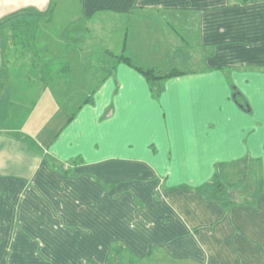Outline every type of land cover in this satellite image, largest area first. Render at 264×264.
I'll list each match as a JSON object with an SVG mask.
<instances>
[{"label": "crops", "instance_id": "0c3cea01", "mask_svg": "<svg viewBox=\"0 0 264 264\" xmlns=\"http://www.w3.org/2000/svg\"><path fill=\"white\" fill-rule=\"evenodd\" d=\"M53 6L0 0V264H106L114 244L150 264H264V0H81L61 20ZM100 13L127 14L157 52L134 63L126 41L133 65L104 49L97 66ZM24 20L36 32H10ZM182 56L202 67L170 69ZM140 67L183 74L153 85ZM91 80L90 102L30 129L45 90L57 104Z\"/></svg>", "mask_w": 264, "mask_h": 264}, {"label": "rangeland", "instance_id": "374dc122", "mask_svg": "<svg viewBox=\"0 0 264 264\" xmlns=\"http://www.w3.org/2000/svg\"><path fill=\"white\" fill-rule=\"evenodd\" d=\"M53 9L54 11L52 13V16L58 17L60 20V17L62 15L65 16V19H75L76 17H78V15L80 16L81 0H54ZM69 21L70 20H67V22ZM89 26L92 29L91 38L95 40L94 46L96 51L94 54L95 61L93 60V62L97 64V66L99 65L101 67L102 65H105L104 61H106V63L109 62V60L113 61L112 59L108 58L110 57L109 55H105L103 57L104 49H110L112 53L116 55H121L124 53L125 55L129 56L130 51L128 49L126 51H123L124 43L126 41L128 44V48L132 49L131 44L133 43L136 45L135 47L138 48V51L133 48L136 57L130 56L132 57L134 63H136L138 56L144 54V52H157L158 46L155 43L140 41L141 39L150 36L152 32L148 29H145L144 31H141L140 29H132V26L130 25V19L128 18L127 14L116 16V14L111 13H100L96 18L90 20ZM132 38L135 39V42H133ZM196 45L197 44L195 39H191L190 41H188V44L184 45L185 47L182 46V49L185 53L191 52V54H194L193 52H198V46ZM77 51L81 53L79 54V56L82 55L80 57L82 59L84 58L83 60L85 65L83 66V68L85 71L83 72V74H88V64L89 62H91L90 60L93 59V56H91L90 54H86V51L82 47H79ZM171 60L172 59H169L168 62ZM166 61L167 60H165L164 62ZM167 67L166 63H164L161 64L158 70L164 73L165 71H169ZM201 67L202 64H200L199 61L196 60L194 63H192L189 57L182 56L178 59V62L176 64L171 66L170 69L178 68L187 70L191 68L199 69ZM70 84L71 83H69V85ZM96 84L97 81L93 80L86 82V84L82 85V87H80L77 92L74 88H71L70 90H68L69 88H67L68 94L69 92H71L72 94L73 90H75L77 96H74V93L72 95L66 94V96L60 97L58 99L57 104L55 98L59 95H53V90L51 91L50 88L45 90L40 98L39 108L37 109L41 111L38 114H33L34 119L30 121V129L37 131L38 129L42 128L48 122V120L53 117L55 111L60 108L73 109L77 107L76 103L85 100V98L92 93L91 86H94ZM59 92L60 90L58 89V93ZM69 101H74V105L69 104ZM119 246V244L113 245V248L116 247V250H112V254H117V247ZM149 262L150 261L148 259L141 258L131 250L127 249L123 250V253L120 254L119 257L116 256L115 258L112 257L111 259L109 257L106 264H150Z\"/></svg>", "mask_w": 264, "mask_h": 264}, {"label": "trees", "instance_id": "16d2710c", "mask_svg": "<svg viewBox=\"0 0 264 264\" xmlns=\"http://www.w3.org/2000/svg\"><path fill=\"white\" fill-rule=\"evenodd\" d=\"M246 1H249V0H246ZM29 13H31L30 10H23V11H20V12H16V13L12 14L9 17V20L11 18H12V20H14V19H21V18L25 17L26 15H29ZM33 25L35 26V32H36V23L35 22L33 23L32 21H28L27 22L25 20L24 21H20V22L17 21V23H13V24L9 25V27H10L9 29H10V32H13L15 35H17V33L23 34V33L32 31L33 30V27H34ZM80 28H81L80 25L73 27V29H75V30L76 29L77 30H80ZM114 61H115V65H118L119 63H123V62L124 63H127V64H130V65H133L134 64L132 62V59L129 56L125 55L124 53L121 54V55H116ZM114 68H115V66H113V69ZM139 69H140V71L142 73L145 74V76L148 78L149 81L152 82L153 85H155L156 82L159 81V80H164V79H167V78L176 76V75L183 74V72H180L178 70H173L172 72H169L167 74H160V73H158L157 69H155V68L145 69V68L140 67ZM4 72H5V68L0 66V77H1V74L2 75L4 74ZM92 93L88 97V100H86V101L90 102L92 100ZM238 95H240V93L239 92H236L235 93V96H236L235 98H236L237 102L240 104V106H242L243 110L250 112L251 111V108H250L248 102L247 101H245L243 103L240 102V99H239ZM76 113H77L76 111L73 113L74 116H72V118L75 117ZM217 186L218 187L219 186L221 187L223 185H219V182H218ZM217 186H214V187H217ZM114 250H116V249H114ZM123 250H124L123 248H117V254L116 255L112 254L110 256V259L112 257L115 258L116 256L119 257L120 254L123 253Z\"/></svg>", "mask_w": 264, "mask_h": 264}]
</instances>
